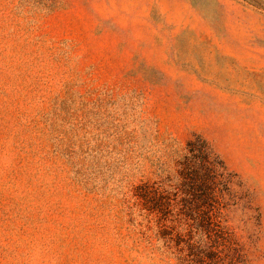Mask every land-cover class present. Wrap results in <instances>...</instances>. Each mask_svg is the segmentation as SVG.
Returning <instances> with one entry per match:
<instances>
[{
  "label": "rangeland",
  "instance_id": "1",
  "mask_svg": "<svg viewBox=\"0 0 264 264\" xmlns=\"http://www.w3.org/2000/svg\"><path fill=\"white\" fill-rule=\"evenodd\" d=\"M197 138L220 231L167 210ZM0 264H264V0H0Z\"/></svg>",
  "mask_w": 264,
  "mask_h": 264
},
{
  "label": "trees",
  "instance_id": "2",
  "mask_svg": "<svg viewBox=\"0 0 264 264\" xmlns=\"http://www.w3.org/2000/svg\"><path fill=\"white\" fill-rule=\"evenodd\" d=\"M179 172V185H167V210L173 211L174 224L185 215L197 228L220 231L233 186L232 175L221 158L205 140L197 138L188 143V155Z\"/></svg>",
  "mask_w": 264,
  "mask_h": 264
}]
</instances>
